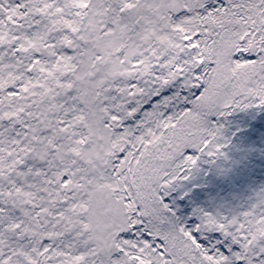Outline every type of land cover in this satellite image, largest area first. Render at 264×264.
I'll use <instances>...</instances> for the list:
<instances>
[{
	"label": "snow or ice",
	"instance_id": "snow-or-ice-1",
	"mask_svg": "<svg viewBox=\"0 0 264 264\" xmlns=\"http://www.w3.org/2000/svg\"><path fill=\"white\" fill-rule=\"evenodd\" d=\"M248 110L264 0H0V264H264V185L177 206Z\"/></svg>",
	"mask_w": 264,
	"mask_h": 264
},
{
	"label": "trees",
	"instance_id": "trees-1",
	"mask_svg": "<svg viewBox=\"0 0 264 264\" xmlns=\"http://www.w3.org/2000/svg\"><path fill=\"white\" fill-rule=\"evenodd\" d=\"M222 123L225 126L224 134L231 139L232 145L236 143L237 139L241 141L239 146V154H242L240 156L241 169L237 171L234 162L230 163L228 165L230 171L227 175L222 176V182L219 184L209 182L211 175L209 176L208 173L206 176L208 183L202 186L203 190L200 192L203 193L201 194L203 198L205 196L211 198L210 196L213 195L211 193L216 192L214 195L216 203L228 206L237 204L249 195L250 190L264 185V111L236 112L226 120H222ZM205 169L207 170V166ZM200 175L204 177L203 174ZM200 175L195 179H198ZM193 191L197 192L196 189ZM197 198L199 199H196V202H192V200L184 203L178 202L180 213L187 214L186 204L201 205L198 201L200 197ZM202 203L206 206L211 202L204 201Z\"/></svg>",
	"mask_w": 264,
	"mask_h": 264
},
{
	"label": "rangeland",
	"instance_id": "rangeland-1",
	"mask_svg": "<svg viewBox=\"0 0 264 264\" xmlns=\"http://www.w3.org/2000/svg\"><path fill=\"white\" fill-rule=\"evenodd\" d=\"M234 145H235V148H234ZM240 145H241V141L239 139H237L235 144H233V145L231 144L230 145V151L228 152L229 159H230L231 163L234 162V166H235L237 171H240V169H241L240 156L242 154H239V146ZM204 167H206V165ZM208 173H209V176L211 175L210 178H209V182L211 181V182H213L215 184H219V183L222 182L223 177L220 176V175H217L215 173V171H208ZM207 183L208 182H207V179H206L205 175H204V177L200 175V177L198 179H195L193 181V184L198 185V187H195V189L197 191L195 193H196L197 197H200V200H198L199 203L201 205H203V206H204V203H202V202H204V201H209L211 203L213 202L214 204H220V203H216V199L214 198L215 197L214 195H216V192L215 193L214 192L211 193V194H213V195L210 196L211 198H209V196H205L204 198L201 196V194H203V193L200 192V190H203L202 186L204 184H207ZM190 188H191V192H194L193 191V190H195L194 187H190ZM233 189H234V187L232 188V190ZM191 192H190V195H191ZM196 196L193 197L192 202H196V199H199Z\"/></svg>",
	"mask_w": 264,
	"mask_h": 264
}]
</instances>
